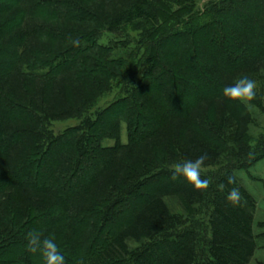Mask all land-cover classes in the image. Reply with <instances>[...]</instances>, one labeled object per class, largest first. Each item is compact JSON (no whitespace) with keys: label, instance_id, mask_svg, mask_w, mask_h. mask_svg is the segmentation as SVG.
<instances>
[{"label":"trees","instance_id":"obj_1","mask_svg":"<svg viewBox=\"0 0 264 264\" xmlns=\"http://www.w3.org/2000/svg\"><path fill=\"white\" fill-rule=\"evenodd\" d=\"M201 1L0 0V264H43L34 229L66 264H264V197L240 175L264 160V0ZM241 74L249 107L222 94ZM223 99L243 115L197 111ZM202 154L206 190L171 178Z\"/></svg>","mask_w":264,"mask_h":264},{"label":"clouds","instance_id":"obj_2","mask_svg":"<svg viewBox=\"0 0 264 264\" xmlns=\"http://www.w3.org/2000/svg\"><path fill=\"white\" fill-rule=\"evenodd\" d=\"M75 43V41H74ZM260 84L257 80L247 74H241L233 83L226 85L222 94L231 101H239L246 107H249L251 101L257 96ZM206 154L198 156L195 160L185 159L177 161L170 165L173 180L183 177L185 181L193 186L195 190H206L211 180L202 177V171L205 167ZM230 184L234 179L229 177ZM223 188V185L221 186ZM227 200L233 206L240 203V192L238 188H232L227 195ZM26 249L32 254H39L43 264H66L65 256L62 253L60 245L57 243L55 235L45 236L41 230H31L26 233ZM83 264V261L80 262Z\"/></svg>","mask_w":264,"mask_h":264},{"label":"rangeland","instance_id":"obj_3","mask_svg":"<svg viewBox=\"0 0 264 264\" xmlns=\"http://www.w3.org/2000/svg\"><path fill=\"white\" fill-rule=\"evenodd\" d=\"M206 1H208V0H202L199 3V6L201 8H203ZM94 5H97L98 8L100 7V9H103L105 11V6L101 2L94 3ZM107 13L111 14V11H107ZM83 27H85V26H82V28ZM112 37L108 32L105 31L104 36L102 37V39H100V43H102V44L108 43L110 41V39H112ZM113 83L116 85L118 83V81L114 80ZM114 96H115V92L110 93L109 95L103 97L100 105L106 104V102H109L110 100H112L111 98ZM211 103L212 102L203 105L197 111H199L200 114H204V115H205L206 110H209L210 114L211 113L216 114V112H218L220 110H221L220 112H223V110H225V108H229L236 115V117H241V115H243L241 112H239L237 110L238 108L235 105H233L232 103H229L226 99L219 100L217 102V104L212 105ZM212 106H213L214 111L211 110ZM250 110H251L253 118H254L253 120H255L257 123V126L251 125L250 133H253L254 135L255 134L258 135L260 132H262V130H263L262 128H264L263 127L264 126V116L255 107H251ZM214 118H215V120L217 119L215 122L216 124H220L223 121V116L221 117L218 114H216L214 116ZM76 123H78V119L74 118V119H70L67 122H58L55 125H53V128L55 131H61V130L65 129L66 127H68L69 125H73ZM121 141H122V143H127V141H128V139H127V128H126V124L124 122H123L122 131H121ZM114 142L115 141L111 140V139L107 140L108 144H114ZM240 175H241L242 179L244 180L245 184L258 196V198L263 199V197H264V160L255 164L252 168H250V170H247V171L243 170L240 173ZM250 175L256 177V179L254 181H252L249 178ZM168 202L171 205L173 210H175V211L182 210V207L179 204V202H177L173 198H168ZM258 213H259V215L264 214V201H262L260 203ZM261 243H264V239L261 241ZM256 257L258 259L264 261V248L260 249L257 252Z\"/></svg>","mask_w":264,"mask_h":264}]
</instances>
